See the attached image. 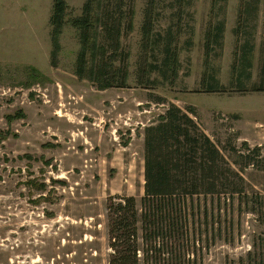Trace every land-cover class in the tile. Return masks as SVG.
<instances>
[{"label": "rangeland", "instance_id": "374dc122", "mask_svg": "<svg viewBox=\"0 0 264 264\" xmlns=\"http://www.w3.org/2000/svg\"><path fill=\"white\" fill-rule=\"evenodd\" d=\"M128 1L133 29L120 39L129 55L126 87L101 89L88 73L80 77L76 71L79 32L70 21L82 14L86 0H64L66 22L54 56L53 0H0V264H108L106 203L133 197L141 212L143 131L166 110L153 102L157 96L183 111L192 106L199 130L243 180L235 181L240 196L229 202L221 195L220 211L218 202L193 198L194 244L179 264H264V209L257 205L264 197V163L246 157L257 149L264 158V93L240 94L230 86L233 52L244 39L254 45L247 85L260 82L264 0L255 19L246 13L238 18L241 0L215 7L212 0ZM149 8L153 34L170 28L180 33L175 42L181 68L172 87L159 78L153 89L137 82L138 63L145 60L140 30ZM222 20V48L209 60L226 91L200 93L204 32ZM238 25L250 39L240 35L236 42L231 30ZM138 236L141 245L140 230ZM139 264H145L143 256Z\"/></svg>", "mask_w": 264, "mask_h": 264}, {"label": "trees", "instance_id": "16d2710c", "mask_svg": "<svg viewBox=\"0 0 264 264\" xmlns=\"http://www.w3.org/2000/svg\"><path fill=\"white\" fill-rule=\"evenodd\" d=\"M218 1L227 0H212V6H217ZM258 1L241 0L238 18L246 13V16L255 19L259 11ZM127 2L86 0L82 14L70 21V25L79 32L76 71L80 77L88 73L89 79L101 83V89L126 87L129 77L125 63L129 55L122 51L120 43L121 37L133 29L134 12ZM65 9L64 0H53L50 18L52 56L57 54L58 37L66 22ZM152 15L150 8L145 10L140 30V49L145 60L144 64L138 63L137 82L144 89H153L159 83V78L161 84L172 87L181 68L175 42L180 33L170 28L164 35L153 34ZM224 25L222 20L206 26L200 93L222 94L226 91L209 60L211 53L222 48ZM232 31L238 43V36L249 39L252 36L239 33V25ZM191 46L192 42L186 43L187 50ZM253 50L254 45L244 39L233 52L230 79L233 92L264 93V44L260 82L257 86L247 85L251 79ZM89 61L91 64L87 66ZM115 63L121 66L117 68ZM31 72L37 74L35 69H31ZM152 100L156 104L166 105V110L156 122L145 126L143 131L144 195L141 212H138L133 197L108 198L106 218L111 250L108 264H139L142 256L145 264H161L165 260L179 264L185 261V254H188L186 248L194 244L195 234L191 222L189 224L190 216L193 215L189 212V204L193 198L202 197L211 203L218 202L217 211H220L221 195H227L223 200L231 202L235 196L243 193V189L238 188L235 182L242 183L243 180L225 162L216 145L197 127L195 109L187 106L183 111L158 96ZM248 153L246 157H257L255 164L264 163L257 149L249 150ZM257 201L258 207L264 209V197L257 198ZM248 211L258 214V210ZM204 217L206 221V213ZM139 230L141 245L138 242ZM216 231L220 233V228Z\"/></svg>", "mask_w": 264, "mask_h": 264}, {"label": "crops", "instance_id": "0c3cea01", "mask_svg": "<svg viewBox=\"0 0 264 264\" xmlns=\"http://www.w3.org/2000/svg\"><path fill=\"white\" fill-rule=\"evenodd\" d=\"M231 29H232V27H231ZM233 29H234V28H233ZM233 29H232V30H233ZM224 30H226V28H224ZM232 30H231V31H232ZM226 32H227V31H226ZM263 37H264V33H263ZM234 119L236 120V119H238V118L234 116Z\"/></svg>", "mask_w": 264, "mask_h": 264}]
</instances>
